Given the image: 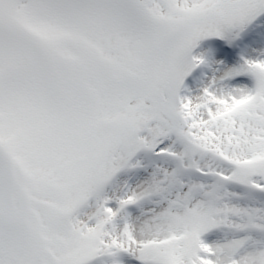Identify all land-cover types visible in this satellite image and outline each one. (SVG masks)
Instances as JSON below:
<instances>
[{"label": "snow or ice", "instance_id": "snow-or-ice-1", "mask_svg": "<svg viewBox=\"0 0 264 264\" xmlns=\"http://www.w3.org/2000/svg\"><path fill=\"white\" fill-rule=\"evenodd\" d=\"M0 264H264V0H0Z\"/></svg>", "mask_w": 264, "mask_h": 264}]
</instances>
